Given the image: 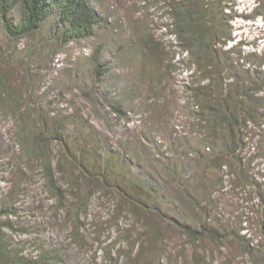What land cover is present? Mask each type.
Instances as JSON below:
<instances>
[{"label": "rangeland", "instance_id": "374dc122", "mask_svg": "<svg viewBox=\"0 0 264 264\" xmlns=\"http://www.w3.org/2000/svg\"><path fill=\"white\" fill-rule=\"evenodd\" d=\"M90 2L104 17L103 24L91 38L59 45L58 50L48 42L52 20L30 36L10 40L0 16V74L15 90L27 87L21 105L32 109L33 123L42 122L41 113L53 125L65 123L67 149L75 156L82 152L93 171L88 179L78 168L67 166L64 150H68L53 141L54 166L61 158L68 168L64 167V175L56 171L65 192L64 207L58 204L41 162L20 142L21 121L14 101L0 96V203L17 210L3 219L14 226L4 230L5 247L33 258L52 250L58 264H196L195 252L213 264H264V258L254 263L242 253L243 237L194 244L173 220L204 218L220 229L239 228L241 235L247 234L264 248V126L250 127L254 140L242 155L247 167L232 174L225 166L201 163L195 152L188 154L195 144L203 147L208 132L201 127L196 103L188 106L191 61L173 46L176 40L167 28L166 2ZM226 12L231 37L225 49L236 47L234 58L241 51L248 57L247 68L261 64L264 70V0H232ZM148 35L161 42L157 59L147 60L132 48V37L144 43ZM96 53L110 63V75L99 81L93 72ZM171 62L176 65L173 72L168 68ZM157 70L164 71L162 78L158 79ZM194 78L202 81L200 76ZM119 102L124 113H115L111 106ZM186 155L192 160L190 166ZM123 157L127 162L132 158L143 174L153 176L160 189L154 196L167 201L172 215L156 211L158 203L146 211L144 202L139 203L142 208L126 202L115 186L125 187L134 180L130 170L122 167ZM178 159L180 180L164 170L165 163ZM104 167L106 181L100 174ZM187 193L196 202H190ZM177 194L183 199L175 202L171 196ZM142 197L149 201L146 194ZM77 208L78 220L73 218ZM79 228L81 237L75 235ZM150 228L154 230L148 234ZM11 259V264H18Z\"/></svg>", "mask_w": 264, "mask_h": 264}, {"label": "trees", "instance_id": "16d2710c", "mask_svg": "<svg viewBox=\"0 0 264 264\" xmlns=\"http://www.w3.org/2000/svg\"><path fill=\"white\" fill-rule=\"evenodd\" d=\"M162 1L166 2L167 10L170 13V22L167 28L170 31L169 34L175 37L176 44L173 46L180 47L183 54H186L191 61L188 70L192 81H186L189 89L188 106L191 107L190 102L196 103L197 109H200L198 119L202 124L201 127L206 128L208 132V136L201 141L203 147L200 148L199 145L195 144L192 151L187 149L188 154L195 152L197 156L194 155V157L200 159L201 163L202 160L204 163L210 162L215 166L218 165L219 169L225 166L228 168V175L232 174L234 169L246 168L247 164L243 163L242 155L248 142L251 139L254 140L250 127L262 128L264 126V111L260 112L264 107V95H261L264 93V70L261 68V64L256 69L247 68L248 57L243 56L241 51L238 52L237 58H234L232 53L237 52L236 47L225 49V44L227 45L231 37V31L227 30L226 27V18H229L226 10L228 3L232 0ZM0 16L5 33L10 40L30 36L43 28L46 21L52 20L48 42L55 46V50L59 45L64 46L73 41L91 38L96 33L98 26L103 24L104 18L90 0H0ZM131 45L136 51H141L142 56L147 60L157 59L158 53H162L161 42L149 37V35L144 38V43L142 41L138 43V40L132 37ZM101 59L98 53L94 55L93 72L97 81L110 75V63ZM182 61L180 60V62ZM174 65L172 62L168 65L170 72L174 71L172 69ZM163 72L157 70L158 79L162 78ZM195 76H200L202 81L197 83ZM203 80L207 82L204 83ZM0 84V87H3L0 89V96H8L10 100L14 101V112L20 118V131L18 133L20 142L24 147L28 145L31 154L35 155L36 159L41 162L43 176L49 191L58 204H62L64 207L65 192L58 183L56 171L64 175L66 171L64 167L68 169L67 166L70 165L71 168L73 166L72 169L78 168L86 178L90 179L93 174L92 169L83 160L82 152L76 150L77 153H80L79 156H75L73 150L67 149L68 140L64 122L60 121L53 125L44 113L38 116V120L41 121L42 119V122H32V109L29 110V108L21 105L22 98L27 95V87L16 86L15 90L1 74ZM111 106H113L115 113H124L120 102L118 105L111 103ZM207 140H209L208 144L206 143ZM53 141L58 142L68 150H64L67 166H65L66 164L62 165L61 158L58 159L57 166H54L51 150ZM236 159L239 163L235 162ZM107 160L112 161L111 156L108 155ZM122 160V167L130 170V175L134 178L133 182L129 181L125 187L120 184L115 185L118 192L125 194L126 202L141 208L139 203L144 202L148 207L144 209L146 211H150L151 208L154 209L158 203L156 211L163 215H172L167 210L168 207L166 209L167 201L154 196H158L160 189L153 176L143 174L139 164L132 158V161L129 160L128 162L126 157H123ZM229 160L232 161L229 162ZM176 161L179 159L165 163L164 170L172 176L179 177L180 180L178 175L179 163ZM185 163H189L190 166L192 164L191 158L187 156ZM105 168L100 171L104 181H106L107 176V169ZM201 180L207 188V179L204 180L203 177ZM250 184L253 183L250 182ZM145 194L149 201H144L142 196ZM186 198L192 203L197 200L191 193H187ZM171 199L177 202L182 200L183 196L172 195ZM87 202L86 200L84 206H87ZM79 213L77 208L73 218L78 220L80 218ZM16 214L15 208L10 207L5 202L0 203V258L3 259L2 264H11V258H16L13 261L18 264H58V257L52 250L45 249L40 255L33 258L22 255L19 250H14V253H11V250L5 247L4 230H13L14 226L12 221L3 219ZM183 218L173 217V220H175L176 227L188 236L194 244H204L206 241L221 242L223 239L225 241H239V237H243L246 243L243 244L242 253L246 254L254 263H258V260L264 258V248L247 237V234L241 235L239 228H233L230 231L227 227L220 229L217 225H211L204 218L192 219L194 221ZM195 221L197 225H195ZM153 230L150 228L148 234ZM75 235L77 237L82 236L80 228L75 231ZM11 254L12 256H10ZM194 254L196 264H213L209 262L206 256H201L196 252Z\"/></svg>", "mask_w": 264, "mask_h": 264}]
</instances>
